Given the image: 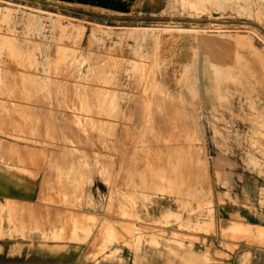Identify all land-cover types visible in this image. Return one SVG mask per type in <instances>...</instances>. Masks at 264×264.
I'll list each match as a JSON object with an SVG mask.
<instances>
[{"label":"rangeland","instance_id":"obj_1","mask_svg":"<svg viewBox=\"0 0 264 264\" xmlns=\"http://www.w3.org/2000/svg\"><path fill=\"white\" fill-rule=\"evenodd\" d=\"M153 2L157 3L155 9L144 11L137 2L130 0H122L121 4L114 0H0V54L6 60H10V65L14 67L13 71L18 70L13 72L16 78L10 84H7L8 80L3 84L4 89L7 85L8 88L16 85L17 89L13 88L16 93L9 95L12 100L8 98V94H11L8 91H5L4 97H1L3 91L0 93V105L4 100L3 102H8L5 107L11 108L8 104L14 103L13 106L18 109L17 111L11 108L10 113L9 108L4 109L3 102L0 107V110L2 107L4 109V112L0 111L2 114L0 167L19 175L37 178L41 186L36 203L49 205L54 210L65 207L74 212L73 221L68 217L69 228L66 230L54 224L51 228L25 226L14 228L10 209L0 204V223L4 220L5 226V230L0 231V238L9 237L5 239V246H0V249L11 248V252H14L15 248L24 246L43 250L45 242L78 240L84 245L86 252L84 260H95L97 255L106 253L109 247L114 245L118 248L139 245L145 232L151 230L147 223L154 222L155 229L157 226L164 228L158 230L162 234L167 233L165 228L176 227L195 239L200 235L219 236L221 239H226V244L222 246L230 252H246L253 249L256 256H264V239L260 234V229H264V147L262 146L264 145L262 143L264 142V77L262 76L264 75V0H153ZM96 25L100 28L96 29ZM137 28L141 30L137 31ZM150 32L153 35L149 34ZM69 66L73 70L72 73ZM23 67L27 70H23ZM229 68H232V73ZM77 69H80L79 76L76 74ZM259 69L260 71L262 69L263 73ZM193 73L201 74V80L208 89L206 98H203L199 92V86L194 87ZM22 74L27 75L31 81L29 78L24 79ZM137 76L142 79H137ZM149 76L158 82L164 81V76L165 80L175 81L177 94H175V119H170L171 110L165 105L162 106L164 109L159 107L160 113L154 112L159 111L155 108L160 105L154 103L153 108L148 107L142 89L146 87ZM25 80L31 83L28 84ZM140 80L143 82L141 83ZM89 83L93 84L89 85ZM106 84L110 85V88ZM180 84L190 89L192 95L195 91V99L190 97L191 95L188 98L184 97L187 89ZM87 85L91 89H87ZM241 85L244 89L240 88ZM180 86L186 91L184 89L181 91ZM119 88L124 92L118 93L116 97L113 91ZM178 89L181 94L177 93ZM17 92L21 94L17 96ZM234 92H238L241 96ZM246 92L250 96L246 95ZM139 94L143 95V100ZM133 95L135 97H131ZM16 96L19 101L16 100ZM110 97H116V100ZM247 97L250 99L248 100ZM22 100L24 101L21 102ZM239 101L246 104L243 102L240 104ZM128 102L129 105L125 106ZM249 102L253 103L250 105ZM144 107L147 108L146 111H143ZM250 108L252 111H249ZM6 113L8 115H5ZM148 114L154 117L156 114L161 115L164 125L170 122L172 124H169V129L172 127L173 130L180 131L179 134L175 131V168H177L175 175L165 173L167 178L156 169L165 164L164 159L162 161L161 158L166 143L163 144L162 142L165 141L160 139L161 137L166 139L169 130H166L167 125L164 128L161 124L162 133L160 125L153 123L150 124V133L146 128L148 126L143 122ZM166 115L169 119L168 116L165 118ZM197 118L198 121L194 120ZM194 121L198 126L193 123L195 127L191 129ZM125 124L128 127H125L127 126ZM241 124L248 127L241 128ZM179 126L182 130L178 128ZM143 129L148 133H144L147 131ZM146 144L147 147L150 144L152 148L147 149ZM150 153L151 159L148 157ZM105 170L107 174L104 173ZM187 176L189 177L186 178ZM5 190L7 191L4 188L3 191ZM7 203L13 204L12 201ZM149 206H158L162 210V215L157 219L151 218L153 214L147 212ZM242 206L245 210L260 214V219H257L260 226L247 225L243 215L238 216L232 212ZM221 207L225 208L228 216L220 220ZM75 212H79L78 215L76 214L81 217L79 222H76ZM68 216H71L70 212ZM251 229L252 236H250ZM256 233L261 237L255 235ZM169 235L176 236L172 230ZM17 238L23 241V245L7 244L14 239L17 241ZM33 241H36L35 244ZM118 248L112 249V253L119 252ZM16 258L17 256H0V263ZM260 264H264V261H260Z\"/></svg>","mask_w":264,"mask_h":264},{"label":"crops","instance_id":"obj_2","mask_svg":"<svg viewBox=\"0 0 264 264\" xmlns=\"http://www.w3.org/2000/svg\"><path fill=\"white\" fill-rule=\"evenodd\" d=\"M121 1L114 0V2L119 4H121ZM130 1L137 2L144 11L154 10V7L157 6V3L153 2V0ZM40 186L37 178L19 175L0 167V204H4L10 209L9 213L13 220V227L51 228L52 224H54V226L61 227L63 230L68 229V214L73 211H69L65 207H59L54 210L49 205L36 203L37 198H39ZM4 188L7 191H3ZM7 201H12L13 204L10 205ZM220 209V220L225 219L228 216V212L223 207ZM48 210L51 211L49 212ZM147 212L153 214L151 216L153 219H157L162 215V210L158 206H149ZM232 212L238 216L243 215L242 217L245 218L247 225H259L260 214H256V211L245 210L242 206ZM78 213L75 212L77 215ZM72 214L69 218H72ZM64 217L67 221L63 220L65 219ZM78 218L79 216L76 217L78 221L81 220V217ZM58 220H60V223ZM77 220L76 222H78ZM153 223H147L151 230L145 232L139 245L133 247L123 246L121 248L114 245V247H109L106 253L97 255L95 260H84L86 252L83 243L78 240H64L45 242L43 250L20 246L15 248L14 252H11V248H1L0 256H17V258L3 261L0 264H260V261H264V256H256L253 249L246 252L228 251L227 248L222 246V244H226V239H221L219 236L200 235L198 239H195L189 237L187 232L179 231L176 227L172 229L165 228L167 233L162 234L158 230H163L164 228L157 226L155 229ZM4 227V220H2L0 231H4ZM171 230L176 236L169 235ZM251 232L252 229L250 230V236H252ZM255 235L258 234L256 233ZM8 238L1 237L0 246H5V239ZM35 242L33 241L34 244ZM7 244L23 245V241L19 239L15 241L14 239ZM117 248L120 251L112 253V249L116 250Z\"/></svg>","mask_w":264,"mask_h":264},{"label":"bare ground","instance_id":"obj_3","mask_svg":"<svg viewBox=\"0 0 264 264\" xmlns=\"http://www.w3.org/2000/svg\"><path fill=\"white\" fill-rule=\"evenodd\" d=\"M241 24V23H240ZM93 26V25H92ZM97 27H96V29L97 28H100L99 27V25H96ZM94 27H95V25H94ZM93 28V27H92ZM122 28V27H121ZM134 28V27H133ZM136 28V27H135ZM140 28H144V27H140ZM140 28H137V31H138V29L139 30H141ZM128 29V28H127ZM132 29V28H131ZM168 29V28H167ZM106 30H108V29H106ZM119 30V29H118ZM133 30V29H132ZM136 30V29H135ZM144 30H146V29H143V31ZM162 30V29H161ZM101 31V30H100ZM126 31H128V30H126ZM153 31V30H152ZM151 31V32H152ZM130 32H132V31H130ZM140 32V31H139ZM148 32V31H147ZM151 32L149 33V34H151ZM154 32V31H153ZM95 33V32H94ZM157 33V32H156ZM120 34V33H119ZM130 34V33H129ZM133 34V33H132ZM151 35H153V34H151ZM157 35H158V33H157ZM156 36V35H155ZM159 36V35H158ZM161 36V35H160ZM228 36V35H227ZM238 37V36H237ZM74 38V37H73ZM156 38V37H155ZM154 38V39H155ZM250 38H251V36H250ZM152 39V38H151ZM151 39L149 40V41H151ZM157 39V38H156ZM81 41V40H80ZM251 41V40H250ZM121 43V42H120ZM125 44V43H124ZM239 44V43H238ZM245 44V43H244ZM251 44V43H250ZM76 45V44H75ZM165 46V45H164ZM117 47V46H116ZM249 47H250V45H249ZM67 48V47H66ZM70 48V47H69ZM135 48V47H134ZM150 48V47H149ZM154 48V47H153ZM253 48V47H252ZM264 48V47H263ZM117 49V48H116ZM121 49V48H120ZM253 49H255V48H253ZM155 50H157V49H155ZM77 51V50H76ZM76 51H75V54H76ZM97 51V50H96ZM119 51V50H118ZM117 51V52H118ZM154 50H152V52H153ZM8 52V51H7ZM61 52V51H60ZM115 52V51H114ZM256 52V51H255ZM13 53V52H12ZM11 53V54H12ZM73 53V52H72ZM97 53V52H96ZM8 54H9V52H8ZM59 54H61V53H59ZM71 54V53H70ZM94 54V53H93ZM250 54H252V53H250ZM256 54L258 55V53L256 52ZM73 55V54H72ZM7 56V55H6ZM92 56V55H91ZM152 56V55H151ZM154 56V55H153ZM7 57H10V56H7ZM57 57V56H56ZM93 57V56H92ZM97 57H98V55H97ZM108 57V56H107ZM118 57V56H117ZM258 57V56H257ZM264 57V56H263ZM28 58V57H27ZM27 58H26V60L25 61H27ZM153 58V57H152ZM156 58V57H155ZM259 58V57H258ZM8 59V58H7ZM15 59V58H14ZM58 59V58H57ZM68 59V58H67ZM93 59V58H92ZM95 59V58H94ZM109 59V58H108ZM107 59V60H108ZM116 59V58H115ZM114 59V60H115ZM119 59H120V57H119ZM122 59H123V56H122ZM254 59V58H253ZM29 60V59H28ZM69 60V59H68ZM113 60V61H114ZM149 60V59H148ZM152 60V59H151ZM150 60V61H151ZM257 60V59H256ZM264 60V59H263ZM7 61V62H6ZM14 61V60H13ZM56 61V60H55ZM55 61H54V63H55ZM156 61H157V59H156ZM260 61V60H259ZM14 62H16V61H14ZM60 62V61H59ZM62 62H63V60H62ZM124 62H127V61H124ZM140 62V61H139ZM25 63V62H24ZM29 63V62H28ZM34 63V62H33ZM36 63V62H35ZM66 63H68V62H66ZM95 63V62H94ZM93 63V64H94ZM96 63H97V61H96ZM129 63V62H128ZM136 64H137V62H135ZM254 64H255V62H253ZM259 63V62H258ZM11 63H10V60L8 61V60H6L5 59V57L2 55V54H0V93H2V91H3V96L1 95V97H4L5 96V91H8V93H11V94H8V96L9 95H12V93L13 92H15V89H13L15 86H13V87H9L8 88V85H7V88L6 89H4V87H3V84L6 82V80H8L9 82H7V84H10V82H12V80L13 79H15L16 77L14 76V74H13V72L15 73V71L17 70L16 68V70H14L13 71V68H12V66L10 65ZM13 64V63H12ZM89 64V63H88ZM112 64H114V63H112ZM122 64V63H121ZM237 65H238V63H236ZM247 64V63H246ZM262 64V63H261ZM260 64V65H261ZM66 65V64H65ZM64 65V66H65ZM69 65V64H68ZM67 65V66H68ZM127 65V64H126ZM151 65V64H150ZM217 65V64H216ZM215 65V66H216ZM258 65V64H257ZM257 65H256V67H257ZM263 65V64H262ZM57 66V65H56ZM98 66V65H97ZM112 66V65H111ZM117 66V65H116ZM118 66H120V65H118ZM123 66V65H122ZM217 66H219V65H217ZM16 67H17V64H16ZM58 67H59V65H58ZM70 67V66H69ZM92 67V66H91ZM96 67V66H95ZM138 67V66H137ZM214 67V66H213ZM234 67V66H233ZM243 68H244V66H242ZM264 67V66H263ZM30 68V67H29ZM64 68V67H63ZM71 68V67H70ZM74 68V67H73ZM97 68V67H96ZM131 68V67H130ZM134 68H135V66H134ZM221 67H219V69H220ZM235 68V67H234ZM240 68V67H239ZM251 68V67H250ZM253 69H254V67H252ZM19 69V68H18ZM26 69V68H25ZM24 69V67H23V70H25ZM69 69V68H68ZM104 69H106V68H104ZM118 69V68H117ZM156 69V68H155ZM214 69V68H213ZM228 69V68H227ZM231 69V70H230ZM236 69V68H235ZM234 69V70H235ZM238 69V68H237ZM236 69V70H237ZM245 69V68H244ZM256 69V68H255ZM254 69V70H255ZM20 70V69H19ZM27 70V69H26ZM67 70V69H66ZM65 70V71H66ZM78 70V72L76 73L77 74V76H79L78 74H79V70L80 69H77ZM99 70V69H98ZM144 70V69H143ZM153 70V69H152ZM152 70H150V71H152ZM222 70H223V66H222ZM222 70H221V72H222ZM225 70V69H224ZM229 70H230V73H232V68H229ZM257 70V69H256ZM18 71V70H17ZM114 71H116V70H114ZM119 71H121V68H120V70ZM125 71H126V68H125ZM238 71H239V69H238ZM238 71L236 72V74L238 75ZM245 71V70H244ZM243 71V72H244ZM247 71V70H246ZM249 71V70H248ZM259 71H260V69H259ZM261 71H262V73H263V70L261 69ZM260 71V72H261ZM22 72V71H21ZM30 72H31V70H30ZM73 72V70H72V68H71V73ZM129 72H130V69H129ZM154 72V71H153ZM165 71H163V73H164ZM217 72V71H216ZM221 72H220V75H221ZM234 72V71H233ZM250 72V71H249ZM248 72V73H249ZM253 72V71H252ZM255 72H258V71H255ZM254 72V73H255ZM66 73H67V71H66ZM69 73V72H68ZM75 73H74V75H75ZM134 73V72H133ZM135 73H138V72H135ZM145 72H143V74H144ZM156 73H157V71H156ZM223 73H224V71H223ZM229 73V72H228ZM227 73V74H228ZM229 73V74H230ZM235 73V72H234ZM240 74H242L241 72H239ZM245 73V72H244ZM243 73V74H244ZM248 73H246V74H248ZM25 74H27V72H25ZM34 74V73H33ZM64 74V73H63ZM124 74V73H123ZM128 74H130V73H128ZM139 74V73H138ZM140 74H141V72H140ZM189 74V73H188ZM260 74V73H259ZM258 74V76L259 77H264V75H259ZM31 75V74H30ZM101 75V74H100ZM145 75V74H144ZM144 75H142V76H144ZM148 75H149V73H148ZM147 75V76H148ZM162 75V74H161ZM167 74L165 73V76H166ZM187 75V74H186ZM216 75H218V74H216ZM24 76V79H26L27 80V78H29L27 75H23L22 74V77ZM27 76V77H26ZM65 76H67V74H65ZM69 76V75H68ZM67 76V77H68ZM94 76V75H93ZM111 76V75H110ZM150 76L153 78V75L152 74H150ZM150 76H149V78H150ZM163 77L164 78V81L162 80V82H158V80H152L151 78V80L149 79L147 82V84H146V87L144 88V89H142V94L144 95V97L146 98V100L148 101V107L150 108V107H152V106H155V104L154 103H156V105H160V106H157L155 109H158L159 111H154V112H159L160 113V108L162 107V106H164L165 105V107H169L170 108V112H169V115H171L170 116V119L172 118V120H173V118L175 117V96L177 95L176 93H175V81H173V80H168V79H166L165 80V78L166 77ZM169 76V75H168ZM219 76V75H218ZM234 76V75H233ZM232 76V78H234V77H237V76H234L233 77ZM240 76V75H239ZM256 76V75H255ZM254 76V77H255ZM17 77H19L18 75H17ZM127 77V76H126ZM128 77H130L129 75H128ZM136 77V76H135ZM186 77H188V76H186ZM131 78V77H130ZM140 77H138L137 76V79H139ZM155 78V77H154ZM185 78V77H184ZM219 78V77H218ZM226 78V77H225ZM243 78V77H242ZM34 79V78H33ZM125 79V78H124ZM133 79V78H132ZM140 79H142V78H140ZM145 79H146V77H145ZM162 79V78H161ZM178 79V78H177ZM220 79V78H219ZM230 79V78H229ZM238 79V78H237ZM239 79H240V77H239ZM19 80V79H18ZM25 80V81H26ZM29 80H30V78H29ZM76 80V79H75ZM112 80V79H111ZM134 80V79H133ZM143 80H144V78H143ZM160 80V79H159ZM189 80V79H188ZM221 80V79H220ZM231 80V79H230ZM242 80V79H241ZM240 80V81H241ZM243 80H245L244 78H243ZM257 80V79H256ZM264 80V79H263ZM263 80H260V81H263ZM15 81V80H14ZM31 81V80H30ZM29 81V82H30ZM130 81V80H129ZM181 81V80H180ZM183 81H185L184 79H183ZM186 81H187V79H186ZM223 81V80H222ZM225 81H226V79H225ZM237 81V80H236ZM239 81V82H240ZM16 82H18V81H16ZM27 83H28V81H26ZM25 82V83H26ZM58 82H59V80H58ZM96 82V81H95ZM140 82H141V80H140ZM143 82V81H142ZM141 82V83H142ZM213 82H215V81H213ZM229 82V81H228ZM23 83V82H22ZM31 83V82H30ZM30 83H28V84H30ZM65 83V82H64ZM78 83H80V82H78ZM110 83V82H109ZM120 83V82H119ZM130 83H131V81H130ZM133 83V82H132ZM219 83V82H218ZM230 83H232V82H230ZM234 83V82H233ZM237 83H238V81H237ZM241 83V82H240ZM243 83H245V82H243ZM264 83V82H263ZM12 85H13V83H11ZM15 84V83H14ZM56 84V83H55ZM90 84H93V83H89V85ZM97 84V83H96ZM135 84V83H134ZM139 84V83H138ZM145 84V83H144ZM193 84H194V87H196L197 86V88H198V86H199V92L201 93V95H202V97L203 98H206L207 96H208V94H207V86L204 84V82L201 80V74H199V73H193ZM6 85V84H5ZM20 85V84H19ZM32 85H34L33 83H32ZM84 85V83L82 82V87H84L83 86ZM89 85H87V89H91V88H89L88 86ZM107 85V84H106ZM133 85V84H132ZM136 85V84H135ZM181 85V84H180ZM192 85V84H191ZM217 85V84H216ZM234 85H236V84H234ZM247 85V84H246ZM255 85H258V84H255ZM58 86V85H57ZM63 86H64V84H63ZM78 86V85H77ZM76 86V87H77ZM99 86H102V85H99ZM98 86V89L100 88ZM104 86V85H103ZM107 86H109V88H110V85H107ZM106 86V87H107ZM145 86V85H144ZM181 86H183V84L181 85ZM181 86H180V88H181ZM237 86V85H236ZM243 86H244V84H243ZM260 86V85H259ZM261 86H262V82H261ZM50 87V86H49ZM60 87H61V84H60ZM68 87H71V86H68ZM79 87V86H78ZM86 87V86H85ZM95 88H96V86H94ZM105 87V88H106ZM111 87H113L112 86V84H111ZM132 87H134V86H132ZM143 87V86H142ZM183 87H185L186 89H187V91L185 90V88H183L185 91H186V95H184V97H186V98H188L190 95V97H193L194 99H195V91H194V95H192V92L190 91V89L188 90V88L186 87V86H183ZM193 87V86H192ZM242 87V85L240 86V88ZM16 88V87H15ZM41 88V87H40ZM57 88V87H56ZM73 88V87H72ZM116 88V87H115ZM179 88V89H180ZM191 88V87H190ZM216 88H217V86H216ZM233 88V87H232ZM240 88H239V90H240ZM247 88V87H246ZM255 88V87H254ZM253 88V89H254ZM263 88V87H262ZM17 89V88H16ZM50 89H51V87H50ZM53 89H55V88H53ZM102 89V88H101ZM112 89V88H111ZM179 89H178V92L177 93H180L181 94V92H179ZM182 89V88H181ZM183 89L181 90V91H183ZM242 89H244V87H242ZM25 90V89H24ZM61 90V89H60ZM76 90V89H75ZM82 90H84V89H82ZM131 90H133V89H131ZM134 90H136V89H134ZM140 90V89H139ZM195 90V89H194ZM234 90V89H233ZM26 91V90H25ZM28 91V90H27ZM26 91V92H27ZM31 91V90H30ZM34 91V90H33ZM40 91L41 90H39V93H40ZM50 91V90H49ZM103 91H105V89L103 90ZM107 91V90H106ZM229 91V90H228ZM246 91V90H245ZM244 91V92H245ZM19 92H21L20 91V89H19ZM29 92V91H28ZM77 92V91H76ZM80 92V91H79ZM84 92V91H83ZM88 92V90H86V93ZM91 92V91H90ZM89 92V93H90ZM110 92V91H109ZM124 92V90L123 89H121V88H119V89H114V91H113V94L114 95H116V97H117V94L119 93V94H121V93H123ZM132 92V91H131ZM141 92V91H140ZM248 92H250V91H248ZM16 93V92H15ZM15 93L13 94L14 96H15ZM30 93V92H29ZM35 93V92H34ZM36 93H37V91H36ZM58 93V92H57ZM60 93V92H59ZM67 93V92H66ZM93 93H95V92H93ZM96 93H99V92H96ZM95 93V94H96ZM137 93H138V87H137ZM184 93V92H183ZM234 93H237V94H239L238 92H234ZM254 93V92H253ZM258 93V92H257ZM19 94H21V93H19ZM18 94V92H17V96L19 95ZM25 94H27V93H25ZM32 94V93H31ZM61 94H62V92H61ZM88 94V93H87ZM100 94V93H99ZM109 94V93H108ZM111 94V93H110ZM129 94H131V93H129ZM176 94V95H175ZM179 94V95H180ZM246 95H248L247 94V92L245 93ZM255 94V93H254ZM24 95V94H23ZM42 95V94H41ZM63 95V94H62ZM73 95V94H72ZM113 95V96H114ZM128 95V94H127ZM140 95V94H139ZM143 95H140L141 96V98H142V96ZM240 95V94H239ZM17 96L15 97L16 98V100H18L19 101V99L17 98ZM31 96V95H30ZM64 96H65V93H64ZM74 96V95H73ZM87 96V95H86ZM85 96V97H86ZM241 96V95H240ZM245 96V95H244ZM248 96H250V95H248ZM261 96V95H260ZM7 97V96H6ZM32 97V96H31ZM36 97V96H35ZM45 97V96H44ZM116 97H110L111 99L112 98H116ZM127 97V96H126ZM131 97H135L134 95L133 96H131ZM137 97H139V96H137ZM197 97V96H196ZM259 97V96H258ZM264 97V96H263ZM9 99H11L12 100V97L10 98V96L8 97ZM15 98L13 99V100H15ZM22 98H23V96H22ZM40 98V97H39ZM54 98V97H53ZM59 98V97H58ZM69 98V97H68ZM109 98V99H110ZM140 98V99H141ZM227 98V97H226ZM248 98V97H247ZM32 99H33V97H32ZM86 99V98H85ZM94 99V98H93ZM144 98H142L141 100H143ZM224 99H225V97H224ZM237 99V98H236ZM242 99V98H241ZM250 98H248V100H249ZM37 100H38V98H37ZM45 101H46V99H44ZM53 100V99H52ZM58 100H60V99H58ZM113 100V99H112ZM116 100V99H115ZM122 100H124V99H122ZM128 100V99H127ZM131 100V99H130ZM193 100V99H192ZM198 100V99H197ZM207 100V99H206ZM218 100V99H217ZM234 100V99H233ZM240 100V99H239ZM1 101V100H0ZM4 100H2V102H3ZM24 100H22L21 102H23ZM40 101V100H39ZM48 101V100H47ZM65 101V100H64ZM63 101V102H64ZM74 101H75V98H74ZM134 101H136L135 100V98H134ZM191 101V100H190ZM235 101V100H234ZM241 101V100H240ZM240 101H239V103H240ZM244 101V100H243ZM242 101V102H243ZM246 101V100H245ZM2 102H1V105H0V107L2 106ZM7 102V101H6ZM6 102H3L4 103V109L6 110V108L8 109L9 108V112H10V109L12 108V109H16V107H14L13 106V104L14 103H12V104H8V105H10L11 106V108L8 106V107H5V104H6ZM10 102H12V101H10ZM36 102V101H35ZM34 102V103H35ZM58 102H60V101H58ZM78 102V101H77ZM116 102V101H115ZM130 102V101H129ZM129 102L127 103V104H125V106L126 105H129ZM132 102H133V100H132ZM138 102V101H137ZM136 102V103H137ZM143 102H145V101H143ZM192 102V101H191ZM222 102V101H221ZM225 103H228V102H226V101H224ZM238 102V101H237ZM242 102L240 103V104H242ZM8 103V102H7ZM48 103V102H47ZM62 103V102H61ZM66 103V102H65ZM69 103V102H68ZM81 103V102H80ZM86 103V102H85ZM110 103V102H109ZM113 103H114V101H113ZM135 103V102H134ZM202 103V102H201ZM207 103V102H206ZM243 103H245V102H243ZM250 103V102H249ZM253 103V102H252ZM252 103H250V105L252 104ZM259 103V102H258ZM17 104V103H16ZM22 104V103H21ZM25 104V103H24ZM29 104V103H28ZM53 104H54V102H53ZM64 104V103H63ZM90 104H92V103H90ZM89 104V105H90ZM116 104H117V102H116ZM116 104L114 105V106H116ZM154 104V105H153ZM196 104V103H195ZM229 104V103H228ZM231 104V103H230ZM246 104V103H245ZM26 105V104H25ZM30 105V104H29ZM40 105V104H39ZM43 105V104H42ZM44 105H45V102H44ZM48 105V104H47ZM66 105V104H65ZM65 105H63V106H65ZM68 105V104H67ZM79 105V104H78ZM86 105V104H85ZM84 105V106H85ZM138 105H139V102H138ZM236 105V104H235ZM237 105H239V104H237ZM254 105V104H253ZM7 106V105H6ZM14 108H13V107ZM17 106V105H16ZM19 106V105H18ZM32 106V105H31ZM52 106H54V105H52ZM121 106V105H120ZM133 106V105H132ZM135 106V105H134ZM136 106H137V104H136ZM135 106V107H136ZM142 106V105H141ZM208 106V105H207ZM231 106H232V104H231ZM245 106H247V105H245ZM2 107V108H3ZM30 107V106H29ZM55 107V106H54ZM69 107V106H68ZM78 107V106H77ZM134 107V108H135ZM160 107V108H159ZM203 107V106H202ZM250 107V106H249ZM254 107V106H253ZM258 107V106H257ZM1 108V110L3 111L4 109H2ZM19 108V107H18ZM65 108V107H64ZM74 108V107H73ZM115 108V107H114ZM120 108V107H119ZM137 108V107H136ZM140 108V107H139ZM139 108H138V110H139ZM153 108V107H152ZM163 108V107H162ZM177 108V107H176ZM233 108V107H232ZM231 108V109H232ZM241 108V107H240ZM252 108V107H251ZM250 108V109H251ZM261 108V107H260ZM11 109V110H12ZM21 109V108H20ZM24 109V108H23ZM22 109V110H23ZM36 109V108H35ZM34 109V110H35ZM38 109V108H37ZM41 109V108H40ZM42 109H44V108H42ZM41 109V110H42ZM76 109V108H75ZM96 109V108H95ZM94 109V110H95ZM112 109V108H111ZM125 109V108H124ZM145 109H147V108H145L144 107V110L143 111H146ZM164 109V108H163ZM167 109V108H166ZM235 109V108H234ZM256 109V108H255ZM0 110V111H1ZM17 111H18V109H16ZM26 110V109H25ZM55 110V109H54ZM72 110V109H71ZM70 110V111H71ZM130 110H132L131 108H130ZM137 110V111H138ZM154 110V109H153ZM202 110H203V108H202ZM215 110V109H214ZM218 110V109H217ZM8 111V110H7ZM19 111H21V110H19ZM24 111V110H23ZM26 111H28V109L26 110ZM93 111V110H92ZM99 111H101V110H99ZM141 111V110H140ZM149 111V110H148ZM196 111V110H195ZM198 111V110H197ZM216 111V110H215ZM245 111V110H244ZM243 111V112H244ZM249 111H252V109L251 110H249ZM255 111V110H254ZM253 111V112H254ZM4 112V111H3ZM12 112V111H11ZM10 112V113H11ZM30 112V111H29ZM72 112V111H71ZM151 112V111H150ZM161 112H163V111H161ZM213 112V111H212ZM235 112V111H234ZM256 112V111H255ZM17 113V112H16ZM36 113V112H35ZM47 113V112H46ZM55 113H56V111H55ZM55 113H54V115H55ZM62 113V112H61ZM66 113V112H65ZM75 113V112H74ZM82 113V112H81ZM99 113V112H98ZM110 113V112H109ZM125 113V112H124ZM130 113V112H129ZM145 113V112H144ZM166 114H168L167 112H165ZM190 113V112H189ZM194 113H196V112H194ZM193 113V114H194ZM205 113V112H204ZM209 113H210V111H209ZM245 113V112H244ZM104 114H105V112H104ZM119 114V113H118ZM131 114V113H130ZM129 114V115H130ZM143 114V113H142ZM178 114V113H177ZM176 114V116H177V118H179V116ZM197 114V113H196ZM202 114H203V112H202ZM2 114H1V112H0V116H1ZM5 115H8L7 113L5 114ZM4 115V116H5ZM11 115V114H10ZM13 115H15V113L13 114ZM46 115V114H45ZM51 115V114H50ZM50 115L48 116V117H50ZM57 115V114H56ZM63 115V114H62ZM112 115V114H111ZM128 115V116H129ZM190 115H191V113H190ZM245 115V114H244ZM260 115V114H259ZM77 116V115H76ZM139 116H141V115H139ZM167 116L168 115H166L165 116V118H167ZM214 116V115H213ZM247 116V115H246ZM261 116V115H260ZM11 117V116H10ZM13 117H15V116H13ZM46 117V116H45ZM44 117V118H45ZM57 117H58V115H57ZM62 117H64V116H62ZM61 117V118H62ZM106 117V116H105ZM143 117H145V115L143 116ZM192 117V116H191ZM195 117H197V115L195 116ZM248 117V116H247ZM246 117V118H247ZM250 117V116H249ZM255 117V116H254ZM257 117V116H256ZM264 117V116H263ZM16 118V117H15ZM51 118V117H50ZM82 118V117H81ZM95 118V117H94ZM165 118H164V120H165ZM176 118V119H177ZM182 118V117H181ZM180 118V119H181ZM186 118H187V116H186ZM208 118V117H207ZM242 118V117H241ZM243 118H244V116H243ZM251 118V117H250ZM26 119V118H25ZM52 119V118H51ZM95 119H97V118H95ZM111 119V118H110ZM132 120H133V118H131ZM135 120H136V117L134 118ZM167 119H169V116H168V118ZM175 119V118H174ZM183 119H185V118H183ZM12 120V119H11ZM15 120V119H14ZM42 120H44V119H42ZM65 120V119H64ZM63 120V121H64ZM124 120V119H123ZM188 120V122H191V120L189 121V119H187ZM194 120H196V121H198V118L197 119H194ZM201 120V119H200ZM244 120V119H243ZM257 120V119H256ZM261 120V119H260ZM54 121H56V120H54ZM57 121H58V119H57ZM59 121H60V119H59ZM83 121V120H82ZM129 121V120H128ZM142 121H143V119H142ZM175 121V120H174ZM183 122H184V120H182ZM193 121V120H192ZM196 121H194V122H192V126H193V123H196ZM45 122H47L46 120H45ZM93 122V121H92ZM124 122V121H123ZM126 122V121H125ZM124 122V123H125ZM134 123H136L135 121H133ZM139 122V121H138ZM141 122V121H140ZM144 124L146 125V126H148L149 128H150V124H153V125H160V131L162 132V129H161V127L163 128V126H164V128L166 127V125H167V128L169 127V124H172V123H170L169 122V124L168 123H166V125H164V123H163V119H162V116L161 115H158V114H156L155 115V117H154V115H151V114H148L147 115V118L146 119H144ZM176 122V121H175ZM187 122V121H186ZM263 122V121H262ZM13 123V122H12ZM50 123V122H49ZM70 123H72V122H70ZM95 123V122H94ZM123 123V124H124ZM249 123V122H248ZM63 124V123H62ZM68 124V123H67ZM139 124L140 123H138V126H139ZM143 124V123H142ZM161 124H163V126L161 125ZM197 124V123H196ZM208 124V123H207ZM250 124V123H249ZM264 124V123H263ZM263 124H261L262 126H263ZM112 125V124H111ZM125 125H127V124H125ZM124 125V126H125ZM128 125H129V123H128ZM128 125L127 126H125V127H128ZM132 125V124H131ZM130 125V126H131ZM136 125V124H135ZM144 125V126H145ZM176 125H178V124H176ZM180 125V124H179ZM186 125H188V124H186ZM55 126V125H54ZM61 126V125H60ZM62 126H64V125H62ZM74 126V125H73ZM73 126H71V127H73ZM90 126H92V125H90ZM108 126H109V124H108ZM197 126H198V124H197ZM251 126V125H250ZM44 127H46L45 125H44ZM70 127V128H71ZM77 127V126H76ZM86 127V126H85ZM106 127H107V125H106ZM117 127V126H116ZM148 127H146L147 128V130L149 131H151V128L150 129H148ZM176 127V126H175ZM195 126H193L191 129H193ZM202 127V126H201ZM227 127V126H226ZM242 127H248V126H244V125H242L241 124V128ZM254 127V126H253ZM68 128V127H67ZM69 128V129H70ZM114 128V127H113ZM138 128V127H137ZM140 128V127H139ZM142 128V127H141ZM166 128V130L168 131V133H167V131H166V133H167V135H168V137L166 138V139H168V141L166 140V139H162V137H161V139L159 138L160 136H162V134L160 133V136L158 137L160 140H164L165 142H162L163 144H165L166 143V145H165V151H164V154H163V157L162 156H160V157H162L161 159H162V161H163V159H164V161H165V164L163 165V166H161L160 168H158V169H156V170H158V171H160V172H158V173H161L163 176H165V173H171V174H173V175H175V169L177 168H175V133L177 132L176 130H173L172 129V127H171V129H167ZM178 128H180V126L178 127ZM182 128V127H181ZM180 128V129H181ZM231 128V127H230ZM47 129V128H46ZM64 129V128H63ZM74 129V128H73ZM80 129V128H79ZM155 129H156V127H155ZM175 129V128H174ZM184 129H186V128H184ZM204 129H205V127H204ZM228 129H229V127H228ZM254 129H255V127H254ZM53 130V129H52ZM66 130V129H65ZM97 131H98V129H96ZM139 130V129H138ZM143 130H145V129H143ZM147 130H145V131H147ZM182 130V129H181ZM188 130V129H187ZM189 130H190V128H189ZM258 130V129H257ZM46 131V130H45ZM49 131V130H48ZM55 131V130H54ZM69 131H71V130H69ZM73 131V130H72ZM80 131V130H79ZM124 131H125V129H124ZM128 131V130H127ZM148 131L147 132H144V133H148ZM149 131V132H150ZM176 131V132H175ZM179 131V130H178ZM204 131V130H203ZM250 131V130H249ZM255 131V130H254ZM64 132V131H63ZM74 132V131H73ZM87 132V131H86ZM110 132V131H109ZM159 132V131H158ZM180 132V131H179ZM179 132H177L178 134H179ZM191 132H192V130H191ZM247 132V131H246ZM264 132V131H263ZM45 133V132H44ZM48 133V132H47ZM52 133V132H51ZM50 133V134H51ZM68 133V132H67ZM66 133V134H67ZM72 133V132H71ZM79 133V132H78ZM81 133V132H80ZM95 133V132H94ZM122 133H123V131H122ZM151 133V132H150ZM155 133V132H154ZM153 132H152V134L153 135H156V134H154ZM163 133V132H162ZM194 133V132H193ZM192 133V134H193ZM242 133V132H241ZM257 133V132H256ZM49 134V133H48ZM56 134V133H55ZM120 134V133H119ZM143 134V133H142ZM165 134V133H164ZM177 134V135H178ZM247 134V133H246ZM255 134V132L253 133V135ZM68 135V134H67ZM75 135H77V134H75ZM87 135V134H86ZM122 135H124V134H122ZM204 136H205V133L203 134ZM256 135H258V134H256ZM255 135V136H256ZM46 136V135H45ZM50 136V135H49ZM71 136V135H70ZM73 136V135H72ZM121 136V135H120ZM145 136V135H144ZM150 136V135H149ZM196 136V135H195ZM250 136V135H249ZM259 136V135H258ZM51 137V136H50ZM64 137V136H63ZM103 137V136H102ZM107 137V136H106ZM166 137V136H165ZM178 137V136H177ZM257 137V136H256ZM260 137V136H259ZM34 138V137H33ZM59 138V137H58ZM66 138V137H65ZM72 137H70V139H71ZM81 138V137H80ZM83 138H84V136H83ZM93 138H96V137H93ZM112 138V137H111ZM121 138H122V136H121ZM144 138V137H143ZM148 138V137H147ZM191 138H192V136H191ZM191 138H189V139H191ZM249 138V137H248ZM251 138H252V136H251ZM258 138V137H257ZM1 139V138H0ZM57 139V138H56ZM63 139V138H62ZM69 139V140H70ZM92 139V138H91ZM91 139H89V140H91ZM114 139V138H113ZM151 139V138H150ZM155 139V138H154ZM35 140V139H34ZM42 140V139H41ZM86 140H87V138H86ZM100 140V139H99ZM102 140V139H101ZM127 140V139H126ZM141 140V139H140ZM260 140V139H259ZM262 140V139H261ZM260 140V141H261ZM263 140H264V137H263ZM3 141V140H2ZM38 141V140H37ZM45 141V140H44ZM74 141H75V139H74ZM94 141V140H93ZM147 141H149V140H147ZM158 141V140H157ZM252 142H253V140H251ZM259 141V142H260ZM43 142V141H42ZM68 142V141H67ZM103 142V141H102ZM113 142V141H112ZM118 142V141H117ZM151 142V141H150ZM47 143V142H46ZM48 143H49V141H48ZM95 143V142H94ZM93 143V144H94ZM118 143H120V142H118ZM125 143V142H124ZM147 143V142H146ZM159 143V142H158ZM162 143H161V145H162ZM257 143V142H256ZM262 143H264V142H262ZM108 144V143H107ZM106 144V145H107ZM127 144V143H126ZM254 144V143H253ZM49 145V144H48ZM50 145H53V144H51L50 143ZM69 145V144H68ZM116 145V144H115ZM128 145V144H127ZM147 145L148 144H146V147H147ZM156 145V144H155ZM160 145V144H159ZM259 145V144H258ZM1 146V145H0ZM55 146V145H54ZM59 146V145H58ZM130 146V145H129ZM128 146V147H129ZM263 147H264V145H262ZM52 147V146H51ZM60 147V146H59ZM124 147V146H123ZM139 147V146H138ZM148 147H150V148H152L151 147V145L149 144V146ZM148 147H147V149H148ZM262 147V148H263ZM67 148H68V146H67ZM69 148H70V146H69ZM72 148V147H71ZM114 148V147H113ZM149 148V149H150ZM252 148V147H251ZM105 149V148H104ZM146 149V150H147ZM154 149V148H153ZM171 149V150H170ZM60 150V149H59ZM65 150V149H64ZM63 150V151H64ZM110 150V149H109ZM154 150H157V149H154ZM129 151V150H128ZM135 151V150H134ZM138 151H139V149H138ZM137 151V152H138ZM251 151H252V149H251ZM56 152V151H55ZM72 153H73V151H71ZM110 152H112V151H110ZM117 152V151H116ZM119 152V151H118ZM151 152V151H150ZM154 152H157V151H154ZM162 151H160L159 153H161ZM58 153V152H57ZM63 153V152H62ZM76 153V152H75ZM79 153V152H78ZM114 153V152H113ZM131 153V152H130ZM143 153H145V152H143ZM247 153H249V152H247ZM262 153V152H261ZM55 154V153H54ZM100 154V153H99ZM109 154V153H108ZM138 154V153H137ZM136 154V155H137ZM153 154H155V153H153ZM59 155V154H58ZM76 155V154H75ZM118 155V154H117ZM151 155V153L148 155V157ZM161 155H162V153H161ZM62 156H63V154H62ZM65 156V155H64ZM69 156V155H68ZM111 156V155H110ZM145 156V155H144ZM154 156V155H153ZM70 157V156H69ZM79 157V156H78ZM150 157H152V155L150 156ZM149 157V158H150ZM160 157H159V159H160ZM81 158V157H80ZM107 158H108V156H107ZM117 158V157H116ZM121 158V157H120ZM119 158V159H120ZM125 158V157H124ZM158 158V157H157ZM55 159V158H54ZM70 159V158H69ZM123 159V158H122ZM151 159V158H150ZM154 159H155V156H154ZM114 160V159H113ZM127 160V159H126ZM125 160V161H126ZM130 160V159H129ZM128 160V161H129ZM57 161H58V159H57ZM64 161V160H63ZM69 161V160H68ZM89 161V160H88ZM94 161V160H93ZM154 161V160H153ZM161 161V160H160ZM75 162V161H74ZM99 162H101V161H99ZM157 162H159L158 160H157ZM146 163V162H145ZM153 163V162H152ZM151 163V164H152ZM164 163V162H163ZM62 164V163H61ZM69 164H71V162L69 163ZM93 164V163H92ZM159 164V163H158ZM160 164H161V162H160ZM188 164V163H187ZM102 165V164H101ZM191 165V164H190ZM190 165H188L189 167H190ZM78 166V165H77ZM181 166V165H180ZM183 166V165H182ZM72 167H74V166H72ZM72 167H71V169H72ZM99 167V166H98ZM104 167V166H103ZM77 168V167H76ZM101 168V167H100ZM121 168V167H120ZM119 168V169H120ZM123 168V167H122ZM183 168V167H182ZM182 168H180V169H182ZM78 169V168H77ZM92 169V168H91ZM103 169V168H102ZM133 169V168H132ZM145 169V168H144ZM179 169V168H178ZM194 169V168H193ZM192 169V170H193ZM87 170V169H86ZM183 170V169H182ZM184 170H187L186 168H184ZM73 171V170H72ZM75 171V170H74ZM73 171V172H74ZM108 171H110V170H108ZM132 171V170H131ZM143 171V170H142ZM145 171V170H144ZM150 171V170H149ZM178 171V170H177ZM189 171V170H188ZM103 172V171H102ZM107 171L105 170V172L104 173H106ZM111 172V171H110ZM120 172V171H119ZM129 172V171H128ZM137 172V171H136ZM181 172V171H180ZM190 172V171H189ZM108 173V172H107ZM106 173V174H107ZM153 173V172H152ZM157 173V174H158ZM192 173V172H191ZM64 174V173H63ZM74 174H76V173H74ZM120 175H121V173H119ZM130 174V173H129ZM185 174V173H184ZM197 174V173H196ZM102 175V174H101ZM114 175V174H113ZM112 175V176H113ZM187 175V174H186ZM185 175V176H186ZM190 175H192V174H190ZM105 176H107V175H105ZM112 176H110V177H112ZM122 176V175H121ZM129 176V175H128ZM154 176V175H153ZM170 176V175H169ZM184 176V177H185ZM76 177V176H75ZM79 177V176H78ZM82 177V176H81ZM151 177V176H150ZM149 177V178H150ZM160 177H161V175H160ZM181 177V176H180ZM183 177V178H184ZM189 176H187L186 178H188ZM165 178H167L166 176H165ZM176 178V177H175ZM183 178H182V180H183ZM63 179H65V178H63ZM67 179V178H66ZM70 179H72V178H70ZM121 179V178H120ZM142 179H143V177H142ZM146 179V178H145ZM185 179V178H184ZM81 180V179H80ZM122 180V179H121ZM190 180V179H189ZM76 181V180H75ZM91 181H92V179H91ZM113 181V180H112ZM181 181V180H180ZM62 182V181H61ZM70 182V181H69ZM109 182V181H108ZM181 182H183V181H181ZM187 182V181H186ZM68 183V182H67ZM177 183V182H176ZM189 183V182H188ZM61 184V183H60ZM112 184V183H111ZM184 184V183H183ZM191 184V183H190ZM68 185V184H67ZM78 185V184H77ZM119 185V184H118ZM152 185V184H151ZM181 185V184H180ZM80 186H82V185H80ZM137 186V185H136ZM184 187H185V185H183ZM68 187H69V185H68ZM84 187V186H83ZM149 187V186H148ZM142 188H143V186H142ZM155 188V187H154ZM176 188H178V187H176ZM190 188H191V186H190ZM189 189V188H188ZM183 191H185L184 189H182ZM6 191V190H5ZM176 191V190H175ZM191 191V190H190ZM48 198V197H47ZM47 198H46V200H47ZM68 198V197H67ZM51 200V199H50ZM78 200V199H77ZM59 201H60V199H59ZM63 201V200H62ZM76 201V200H75ZM66 202V201H65ZM72 202V201H71ZM70 203V202H69ZM76 203V202H75ZM79 203V202H78ZM80 204V203H79ZM50 207V206H49ZM51 208V207H50ZM58 209V208H57ZM49 212L51 211V210H48ZM65 211V210H64ZM73 211V210H72ZM54 212V211H53ZM61 212V211H60ZM59 212V213H60ZM57 213V212H56ZM72 213H74V212H72ZM71 213V214H72ZM62 215V214H61ZM73 215V214H72ZM76 215V214H75ZM91 215V214H90ZM64 216V215H63ZM66 216V215H65ZM96 216V215H95ZM103 216V215H102ZM69 217V216H68ZM76 217H77V215H76ZM11 218V217H10ZM49 218H50V216H49ZM65 218V217H64ZM74 218V217H73ZM79 219V218H78ZM64 220V219H63ZM65 220L67 221V219L65 218ZM77 220V219H76ZM60 220H58V222H59ZM73 221V220H72ZM78 221V220H77ZM75 222V221H74ZM79 222V221H78ZM60 223V222H59ZM84 223V222H83ZM63 224V223H62ZM66 224V223H65ZM64 224V225H65ZM68 225V224H67ZM259 228H261V227H259ZM258 228V229H259ZM249 229V228H248ZM260 234H261V236H263V239H264V229H260ZM260 236V237H261Z\"/></svg>","mask_w":264,"mask_h":264}]
</instances>
